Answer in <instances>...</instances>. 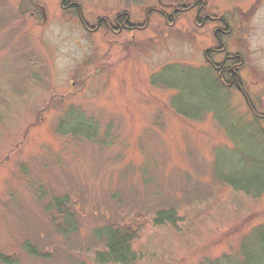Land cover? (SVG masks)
Returning a JSON list of instances; mask_svg holds the SVG:
<instances>
[{
    "label": "rangeland",
    "instance_id": "obj_1",
    "mask_svg": "<svg viewBox=\"0 0 264 264\" xmlns=\"http://www.w3.org/2000/svg\"><path fill=\"white\" fill-rule=\"evenodd\" d=\"M63 1L0 0V264H264V0H73L93 32ZM123 13L137 31L94 32Z\"/></svg>",
    "mask_w": 264,
    "mask_h": 264
},
{
    "label": "flooded vegetation",
    "instance_id": "obj_2",
    "mask_svg": "<svg viewBox=\"0 0 264 264\" xmlns=\"http://www.w3.org/2000/svg\"><path fill=\"white\" fill-rule=\"evenodd\" d=\"M197 3L192 7L196 9ZM163 8V11H158L157 9H151L148 10L147 12V18L150 20V14L152 13H159L165 20L166 24L168 26H174L176 25V15L179 14L180 8L176 7L174 3L172 4H165L163 3L161 5ZM205 7V6H204ZM62 10L68 13H74L77 11L81 23H83V26L90 32H93V29L86 23L84 15L82 13L81 7L79 4L74 2L73 0H64L61 5ZM204 10V8H203ZM155 11V12H153ZM168 11H171V15H169ZM34 17V14H31ZM212 22H217L216 18H211L210 15H204L202 18V9L197 12L196 19H195V24L200 26V27H205L206 23H212ZM115 24H113L111 21L108 19H102L101 21L98 22L97 28L94 30V32H99L102 29L107 30L108 33L114 32L115 35L121 36L124 33H130V32H135L138 30V27L136 24L132 23L131 21V16L130 14L123 13L121 15H118L115 18L114 21ZM201 24V25H200ZM220 24L221 27L218 28V30L215 31V38L218 41V46L215 49H212L208 52H205V55L208 53L210 55H223V62L221 64H215L211 59H208L209 65H211L218 73H220V76H222L227 79L228 84L231 86L234 84L233 82V77H236L237 71L240 69L239 68V63L242 62V58L239 56H233L228 52L227 47L224 45V39L227 37H230L233 35V28L224 19H220ZM116 25V26H115ZM117 45L121 47L125 55L129 58L130 53L133 49V47L130 46V42L128 43H119V41H116ZM210 58V57H209ZM130 59V58H129ZM237 82V81H236Z\"/></svg>",
    "mask_w": 264,
    "mask_h": 264
},
{
    "label": "trees",
    "instance_id": "obj_3",
    "mask_svg": "<svg viewBox=\"0 0 264 264\" xmlns=\"http://www.w3.org/2000/svg\"><path fill=\"white\" fill-rule=\"evenodd\" d=\"M216 89H220L219 87ZM232 174V173H230ZM239 178H241L239 176ZM229 181V184L232 185L233 188H235L236 190H242L245 191L247 193L251 192L254 186L252 185L250 187L247 188H242L239 187L238 184L233 181L232 179L227 180ZM63 208H57L56 210H54L53 213H51L54 218L55 217H67L68 219V204L67 203H61ZM61 204H59V206H61ZM169 222H174V221H169ZM114 229V233L117 236V241L114 244H110L107 245V255L109 256L110 260H114L115 262L118 263H124L125 261H129L128 259L130 258V256H132V251H133V242L136 240V238L139 236V232L140 230H138L137 228H129V227H123V226H119V227H113ZM112 256V258L110 257ZM127 259V260H126Z\"/></svg>",
    "mask_w": 264,
    "mask_h": 264
},
{
    "label": "water",
    "instance_id": "obj_4",
    "mask_svg": "<svg viewBox=\"0 0 264 264\" xmlns=\"http://www.w3.org/2000/svg\"><path fill=\"white\" fill-rule=\"evenodd\" d=\"M161 1V0H160ZM42 13H43V19H44V22H46L47 21V15H46V13H45V9L43 8L42 9ZM240 89H241V87H239Z\"/></svg>",
    "mask_w": 264,
    "mask_h": 264
}]
</instances>
